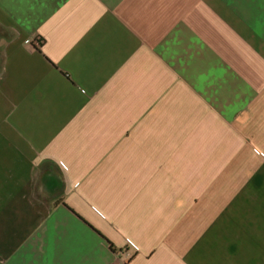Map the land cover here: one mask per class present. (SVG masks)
Masks as SVG:
<instances>
[{
  "label": "crops",
  "instance_id": "0c3cea01",
  "mask_svg": "<svg viewBox=\"0 0 264 264\" xmlns=\"http://www.w3.org/2000/svg\"><path fill=\"white\" fill-rule=\"evenodd\" d=\"M0 264H264V0H0Z\"/></svg>",
  "mask_w": 264,
  "mask_h": 264
}]
</instances>
